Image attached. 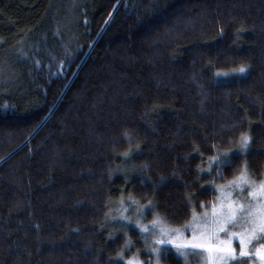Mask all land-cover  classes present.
Here are the masks:
<instances>
[{
  "label": "trees",
  "instance_id": "1",
  "mask_svg": "<svg viewBox=\"0 0 264 264\" xmlns=\"http://www.w3.org/2000/svg\"><path fill=\"white\" fill-rule=\"evenodd\" d=\"M5 101L0 264H116L126 237L105 220L121 196L182 226L214 201L206 182L245 162L264 174V0H0ZM244 131L249 150L208 175ZM137 143L127 181L114 171ZM162 261L186 264L171 247Z\"/></svg>",
  "mask_w": 264,
  "mask_h": 264
},
{
  "label": "snow or ice",
  "instance_id": "2",
  "mask_svg": "<svg viewBox=\"0 0 264 264\" xmlns=\"http://www.w3.org/2000/svg\"><path fill=\"white\" fill-rule=\"evenodd\" d=\"M242 27L236 30L237 33L242 30ZM212 38L214 39V37ZM248 67L247 64L241 63L238 67L227 70L217 69L214 78L226 77L230 73L244 72ZM6 105L5 101L4 104H0V108ZM124 135L129 137V131L125 130ZM251 140L252 137L247 131L241 132L232 148L217 149V154L208 158L207 169L216 167L217 175H222L219 166L229 162L233 151L246 153L251 146ZM139 147L140 144L137 143L120 155L130 158L132 152ZM212 147L216 148V145L213 144ZM194 151H199V146ZM197 168L204 171L199 165ZM117 170L125 172L127 178L128 170L122 168ZM111 171H109V175H111ZM206 183H213L219 195L210 203V210L205 209L199 216L193 213L196 222H189L186 225L192 231L191 236L181 237L178 228L174 229L168 225L166 223L168 218L154 210L155 204L151 198L146 199L144 205H139L135 209V217L125 215L123 212L119 213L120 220L124 222L120 230L124 231L130 222L136 225L142 236L152 234L154 246L150 247V251L155 256L154 264H160V256L166 251V246L169 244L181 252L186 248L203 249L209 254L210 264H229L230 261H236L238 257H248L253 261V264H264V174H260L258 178L255 177L245 162L232 178L225 180L223 184H215L214 181ZM186 198L191 202L190 194H186ZM128 202L133 205L138 203L131 195L128 197ZM120 203L124 204L123 198ZM200 204L204 206L205 202L201 201ZM145 210L152 211L153 216L147 224L142 223L139 219L144 215ZM107 218L116 219L110 215ZM233 229L238 230L234 231ZM113 234L109 233V235ZM125 236L127 237L126 232ZM234 239L238 241V250L234 246ZM128 243L129 239L126 238L124 245H121V248L110 259L116 264H141L135 254L125 259L124 246ZM146 247H148L147 244Z\"/></svg>",
  "mask_w": 264,
  "mask_h": 264
},
{
  "label": "rangeland",
  "instance_id": "3",
  "mask_svg": "<svg viewBox=\"0 0 264 264\" xmlns=\"http://www.w3.org/2000/svg\"><path fill=\"white\" fill-rule=\"evenodd\" d=\"M245 73L244 72H239V73H230L228 76L226 77H220L224 80H232L235 78H239L242 77V75ZM249 150V148L247 149V151ZM246 151V152H247ZM135 154V151L132 152L131 157L127 158V157H123L122 158V162L118 165L117 169H126L128 170L127 172V178L125 176V172L123 171H118L117 169L114 171L115 175H120L121 177H123L124 180H129L130 177L132 175H134L136 173V167L134 165V160H133V156ZM245 153H240L238 151H233L230 155V158L235 156V155H244ZM208 162V161H207ZM215 163V162H213ZM207 165V163H206ZM215 167L211 168L210 170L207 169V167L205 168V172L210 175V173L212 172V170ZM135 169V170H132ZM204 172V173H205ZM214 181L215 184H223L224 182H217L215 180H211ZM212 186V188L215 190L216 192V197L219 195V193L216 191L215 186L213 183L210 184ZM121 198L124 199V204L122 205L120 203ZM135 199V198H134ZM138 203L133 205L130 204L128 202V198L121 196L120 198H118L116 201H114L111 206L109 207V211L108 214L106 216V227L108 229L111 230V232L115 233V234H122L125 236V232L127 233V237L129 239V243L127 245L124 246V257L125 259H127L128 257L133 256V254H135L136 258H138L141 261V264H154L155 261V256L154 254L151 253L150 251V247L154 246L153 242H152V234H148L147 236H142L140 234L139 229L136 227V225L134 223H128L127 227L124 229V231H121L120 229L123 227V223L120 218H119V213L123 212L125 215H129V216H133L135 217V209L139 206V205H144L145 203L135 199ZM205 209H209L205 208ZM205 209L203 210H196L194 211V213L199 216V214L203 213L205 211ZM155 210V209H154ZM156 211V210H155ZM157 212V211H156ZM158 213V212H157ZM108 215H110L111 217H116L115 220H110L108 219ZM153 218L152 216V211L150 210H145V213L143 216L139 217V219L141 220L142 223L147 224L148 221H150ZM189 222L195 223V217L194 215H192V218ZM188 222V223H189ZM166 223L168 225H170L172 228L176 229L178 228L180 231V236L181 237H189L192 235V231L190 228L186 227V225L188 223H186L185 225L182 226H175L172 224H169L167 221ZM132 229H136L139 231L140 237L143 239V243L141 245H137V243L135 242L134 238L130 237V232ZM238 230V229H233ZM173 235H175V233H173ZM179 240V238H178ZM146 244L148 245V247H146ZM234 246L237 248L238 250V241H236L234 239ZM166 247H171L173 248L180 257L183 258L184 262L186 264H210L209 260H208V253L203 250V249H191V248H186L184 249L182 252L181 251H177V249L175 247H173L172 245H167ZM162 256L163 254L160 256V264H163L162 261ZM229 264H253V261L250 260L248 257H238L236 261H230Z\"/></svg>",
  "mask_w": 264,
  "mask_h": 264
}]
</instances>
